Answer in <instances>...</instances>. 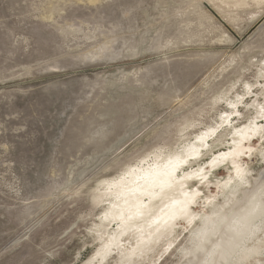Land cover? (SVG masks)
<instances>
[{"label": "rangeland", "instance_id": "374dc122", "mask_svg": "<svg viewBox=\"0 0 264 264\" xmlns=\"http://www.w3.org/2000/svg\"><path fill=\"white\" fill-rule=\"evenodd\" d=\"M229 101L241 113L186 170L262 120L264 0H0V264H89L117 230L101 229V182L183 152ZM258 137L239 194L219 192L228 167L210 174L202 190L217 209L243 190L264 198ZM201 224L181 221L133 263L103 264H191ZM248 264H264V250Z\"/></svg>", "mask_w": 264, "mask_h": 264}, {"label": "bare ground", "instance_id": "6f19581e", "mask_svg": "<svg viewBox=\"0 0 264 264\" xmlns=\"http://www.w3.org/2000/svg\"><path fill=\"white\" fill-rule=\"evenodd\" d=\"M226 103L231 113L225 114L217 128L198 134L183 152L156 155L116 179L101 182L102 197L110 199L109 208L101 218V229L113 226L112 229L117 227V230L110 235L109 230L107 233L104 230L98 237L102 243L89 264H103L110 256L133 263L140 253L146 254L165 239L170 240L181 221L186 222L188 229L198 220L202 224L192 230V244L197 251L191 264H227L232 259L235 264L258 262L264 250L262 195L257 191L247 195L243 190L241 201L236 200L230 209L224 210L213 206L214 199L204 195L202 189L210 184L212 172L226 166L231 173L217 186L219 192L227 199L240 193L248 181L245 159L264 129V107L261 121L232 129L234 137L227 150L213 153L211 159L199 164L197 169L186 170L210 151L211 141L219 138L217 133L225 125H232L241 113L239 102ZM197 183L202 186L198 187ZM198 203L201 212L196 210ZM208 208H212V212L208 213Z\"/></svg>", "mask_w": 264, "mask_h": 264}]
</instances>
